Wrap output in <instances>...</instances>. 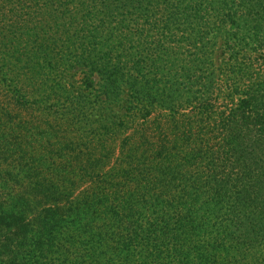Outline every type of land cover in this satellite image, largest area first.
<instances>
[{
  "label": "rangeland",
  "instance_id": "1",
  "mask_svg": "<svg viewBox=\"0 0 264 264\" xmlns=\"http://www.w3.org/2000/svg\"><path fill=\"white\" fill-rule=\"evenodd\" d=\"M73 1L52 3L48 9L49 3L42 0H0V197L32 199L37 193L30 194L31 182L44 177L63 181L64 197L70 203L64 202L66 214L60 212L52 221L57 227V240L53 242L64 245L70 256L76 257L80 241L78 227L71 222L74 210L84 209L85 198L105 186L103 194L121 212L122 206L113 200L131 191L135 161L142 164L137 172L141 174L151 167L156 155L161 170H168L174 159L182 165L176 170L177 179L206 182L203 192L208 190L211 196L233 198L241 194L243 182L264 179L256 169L264 163V20L243 21L234 38L216 39L207 112L195 102L171 112L129 102L127 94L116 100L105 96V76L98 72L99 63L95 68L70 64L67 69H50L42 63L35 78L21 70L29 73L28 66L42 62L32 60L31 54L47 40L48 48L63 51L98 35L101 22L89 14L84 2ZM259 24L260 31L253 30ZM101 25L111 32L110 20ZM252 34L256 38H251ZM169 40L181 41L178 36H169ZM226 40L232 41L226 45ZM9 52L15 54V60L11 63L9 59L7 71L3 60ZM65 83L73 89L70 103L57 100L55 90ZM252 95L257 101L250 108L244 102ZM164 149L163 162L160 155ZM187 161L194 165H185ZM247 165L253 172L245 175ZM12 177L22 183L7 186L5 179ZM161 190L160 194L178 196L182 187ZM16 201L15 207L20 205ZM10 204L4 209L11 211ZM61 220L64 222L59 224ZM16 226L18 229L6 241L21 237L23 225ZM260 243L253 242L254 262L264 259V245L260 247ZM0 264H33V259L26 254H8L7 247L0 243Z\"/></svg>",
  "mask_w": 264,
  "mask_h": 264
},
{
  "label": "trees",
  "instance_id": "2",
  "mask_svg": "<svg viewBox=\"0 0 264 264\" xmlns=\"http://www.w3.org/2000/svg\"><path fill=\"white\" fill-rule=\"evenodd\" d=\"M42 1L49 3L48 9L52 3L67 2ZM80 1L101 24L110 20L111 32L100 24L97 36L79 47L76 44L64 47L63 51L48 48L47 40L31 54L32 60L42 62L28 66L29 73L21 70L35 78L42 63L50 69H67L70 64L95 68L99 63L98 72L105 76L102 90L105 96L116 100L127 94L129 102L171 112L189 102L203 106L207 112L210 72L215 68L211 55L218 46L216 39L234 38L243 21L248 24L264 20V0ZM260 28L259 24L253 30L259 32ZM154 36L156 39L151 42ZM169 36H178L181 41H166ZM256 36L252 34L251 38ZM8 54L7 60H3L7 71L9 59L11 63L15 60V54ZM18 70L16 77L20 76ZM60 85L55 90L59 94L57 100L62 98L70 103L73 89H69L68 83ZM255 101L257 98L252 95L244 105L252 108ZM164 152L165 149L160 155L163 162ZM157 157L150 168L140 172L142 175L137 173L138 165L142 164L133 163L131 191L113 200L118 207L122 206L121 212L103 194L105 186L85 198L84 209L74 210L75 219L71 222L78 227V256H70L68 248L53 242L57 240L53 219L60 212L66 214L64 202L68 205L70 201L64 197L63 181L46 177L29 184L30 194L37 193L32 199L0 197V243L7 247L8 254H26L33 264H264V259L254 262L251 258L253 242L260 241V247L264 245V179L243 182L239 187L241 194L233 195L234 199L211 196L208 190L203 192L207 189L206 182L177 179L176 170L182 167L178 161L174 163L172 159L170 168L161 170ZM188 164L194 165L185 162ZM256 169L264 177V163ZM251 172L245 166V175ZM5 181L9 187L10 183L15 186L22 183L15 177ZM143 182L145 186H141ZM166 186H181L180 196L162 194L161 189ZM15 199L20 201L19 206L15 207ZM9 204L11 211L4 209ZM17 223L24 228L21 237L6 241L18 229Z\"/></svg>",
  "mask_w": 264,
  "mask_h": 264
}]
</instances>
